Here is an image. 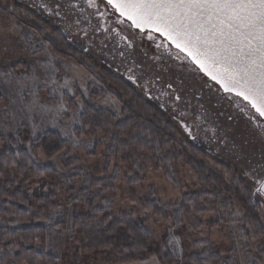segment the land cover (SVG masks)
I'll return each mask as SVG.
<instances>
[{"label":"trees","instance_id":"trees-1","mask_svg":"<svg viewBox=\"0 0 264 264\" xmlns=\"http://www.w3.org/2000/svg\"><path fill=\"white\" fill-rule=\"evenodd\" d=\"M6 9L19 24L33 28L44 38L54 55L61 59H79L83 56L79 48L69 45L68 37L61 28L52 26L32 10L19 5H15L13 10L9 6ZM99 73L107 88L102 87L98 93L92 91L87 101L79 96L84 107L78 120L85 127L81 129L77 124L74 132L76 136L93 139L100 130H104L103 160L106 164L114 160L116 164L111 174L97 178L80 163L78 155L68 152V140L60 138L57 129H46L31 141L32 156H43L47 161L51 160L54 152L63 149L66 154L60 164L64 175L70 182L79 179L77 187L69 188L72 193L68 198L83 202L87 211L79 214L74 207L64 233L63 227L58 226L60 222L57 216H53L60 206L55 203L56 197L63 192L61 175L56 168L40 160L38 163H28L30 140L21 129L18 147L11 153L5 148L0 156L2 161L4 156L20 153V166L15 171L8 169L5 172L0 162V241L7 238L19 244V248L7 256L8 264H19L21 260H26L27 264H78L83 260L82 257H85V264L89 261L90 264H128L151 257H156L161 264H175L170 252H160L166 244L165 238L159 247H153V233L144 222L137 221L129 213L115 216L100 213L114 203L112 192L119 175V164L127 167L124 183L129 186L140 182L148 167L162 171L175 186L179 184L178 167L181 164L194 173L198 188L185 192L180 201L162 203L153 193L145 201L139 200L142 209H150L157 217L169 221L171 227L180 230L187 227L190 234L202 229V222L196 215L215 213L220 219L229 204L233 212L237 203L243 212L255 214L253 206L258 207L257 202L248 203V195L240 191L244 182L233 175L229 165L210 157L205 149L184 135L158 105L139 94L122 75H116L102 66L99 67ZM109 93L123 107L119 121L115 111L93 105ZM76 94L75 97H78L79 94ZM65 101L68 106L72 105L69 95L65 96ZM6 111V105H0V116ZM108 131L114 132L111 138L107 135ZM9 139L16 143L11 135ZM51 144L56 147L50 148ZM121 156L123 159H120ZM8 163H11L10 159ZM36 180L45 183L48 188L42 191L36 186L33 189L27 187L28 183ZM205 194L214 199L209 200ZM96 198H100L101 207L94 204ZM190 202L196 204L194 212ZM222 217L227 224L230 223L227 217ZM55 226L59 230L53 233L52 228ZM69 227L73 230L71 233L67 231ZM201 244H206V247L201 249L198 247ZM192 246L196 251L183 255V264H234L232 258L223 257L212 246L209 236L192 240Z\"/></svg>","mask_w":264,"mask_h":264},{"label":"snow or ice","instance_id":"snow-or-ice-1","mask_svg":"<svg viewBox=\"0 0 264 264\" xmlns=\"http://www.w3.org/2000/svg\"><path fill=\"white\" fill-rule=\"evenodd\" d=\"M34 7L50 17L59 18L63 22L65 33L87 41L85 52L89 51L95 39L100 40L102 48H107L106 41L112 40V51L127 59L129 50L135 51L139 45L140 50L144 51L143 46L147 44L149 50H153L150 59L162 71L167 72L169 68L163 67L161 62L172 61L181 71H186L198 79L201 89H208L209 99H227L239 114L246 118V123L256 130L260 148L258 155L253 150L247 159L242 173L244 184L240 191L248 195L249 204L256 200L258 207L253 206L255 214H252L239 209L233 212L232 205L229 204L223 214L230 221L232 235L240 249V264H264V0H40ZM94 18L97 20L95 24ZM157 52L159 54H156ZM33 53L40 55L34 46ZM144 54L147 55V51H144ZM45 56L46 60L41 57L44 62L38 61L37 66L31 69L0 70V85L10 89L12 93L8 96L0 93V100H10L13 105H19L15 110H8L0 116V137H3L0 139V156L5 148L9 153L16 149L21 143V128L30 127L27 160L29 164L38 163L45 157L32 156L31 141L42 130L41 126L35 123L36 118H50L53 127L65 123L61 117L67 114L68 107L64 102L63 93L67 90L74 94V89L70 87L68 79L63 83L57 80L60 75L57 65L64 62L47 49ZM64 66L66 70L69 68L67 64ZM37 67L42 71L38 72ZM71 67L75 68L74 65ZM136 68L141 69V75L134 74ZM150 71L151 66L145 68L142 63L133 60V67L128 69L130 74L127 79L133 84H138L143 74ZM75 79L73 76V80ZM155 79L160 80V76L156 75ZM151 83L153 81L145 80L143 88L149 99H153L148 89ZM167 88L176 93L172 83H169ZM42 89L48 91L52 99L59 95L60 102L57 105L42 103ZM83 95L87 96V92ZM161 95L172 99L170 92H162ZM200 98L197 96V99ZM181 99L182 95L176 93L175 102H180ZM100 103L108 104L109 101L106 98ZM115 103V115L119 121L123 107L119 106L118 102ZM77 105L71 123L65 124L59 134L65 141L70 139L74 148L84 143L83 138L75 136L72 130V125L76 124H79L81 129L85 127L76 119L84 103L78 101ZM160 107L163 108L164 104ZM187 115L186 112L180 113V117ZM228 119L231 120L232 117L229 116ZM195 121L200 122L201 116L197 115ZM180 127L195 139L190 125L183 119L180 120ZM10 135L16 143H12ZM107 135L111 138L114 132L108 131ZM104 139V130H100L98 135L93 137L94 142H103ZM55 147V144L50 145V148ZM89 147H94V144L90 143ZM64 155L65 151L61 149L54 152L50 159L59 162ZM9 159L11 163H8ZM120 159H123V156ZM0 162L5 172L8 169L15 171L20 166V153L4 156ZM205 195L207 197V194ZM190 203L194 212L196 204ZM150 214V209L140 213L144 216ZM67 231L71 233L73 230L69 227ZM168 244L172 246L178 259L182 260L184 251L179 241L172 237ZM198 247L204 249L206 244ZM18 248L19 244L15 240L9 241L6 238L0 241V264H8L7 256ZM233 251L235 252V249ZM19 264H27V261L21 260ZM145 264H159V261L152 257L151 261Z\"/></svg>","mask_w":264,"mask_h":264},{"label":"rangeland","instance_id":"rangeland-1","mask_svg":"<svg viewBox=\"0 0 264 264\" xmlns=\"http://www.w3.org/2000/svg\"><path fill=\"white\" fill-rule=\"evenodd\" d=\"M4 5L9 6L12 10L15 5H19L23 9L28 8L32 10L36 15H40L46 21L50 22L52 26L59 29L61 27L58 24L59 18L50 17L46 13H42V11H37L36 9L38 8L34 7L33 4L27 3L26 0H0V70L7 71L9 69H31L33 67H36L38 61L44 62L41 57H44L46 60L45 49H47V51L53 56H56L48 48V44L44 38L37 34L33 28L28 27L27 25L25 26L19 24L17 22L16 17L12 16L10 11L7 10V7H4ZM68 43L70 46H74V42L70 41L69 39ZM81 44H83V42ZM33 46L35 47L36 51L40 54L39 56L33 53ZM77 48L82 51L83 56H80L79 59L60 58L64 63L57 65V67L60 68V75L59 77H57L58 82L63 83L65 79H68L70 81V87L74 89V94L68 92L67 90H65L63 93L64 102L68 107L67 114L61 117V119L65 123H60L58 124V126L53 127V122L50 118L37 117L35 123L41 126L42 130L40 134L46 129H57L60 132L61 129L65 127V124L71 123L73 113L76 111V108L78 106L77 102L83 101L81 98H84V101H87L89 100V96L92 91H96V93H98L101 92L102 87H104L105 89L107 88L106 85L103 84V77L99 73L100 66L116 74V72H114L112 69L103 65L100 60L94 59L92 58V56L86 57V54H84L82 50L83 48ZM65 64L69 66L67 70L65 69ZM73 65L75 66L74 69L71 67ZM37 71L40 72L42 70L37 67ZM73 76L76 77L75 80H73ZM131 85L134 86L133 83ZM135 90L138 91V93L141 94L143 97H146L145 93H143L136 87ZM85 91L87 92V96L83 95ZM0 93H3L6 96L12 95L11 90L3 85H0ZM76 93L79 94L78 97H75L77 96ZM67 95H69L72 99L71 106H68L67 102L65 101V96ZM79 96L82 97L79 98ZM12 98H15L14 95L12 96ZM106 98L109 101L108 104L100 103ZM147 99L154 105L158 104V102H153L149 98ZM41 102L50 105H57L60 102V96L57 95L55 99H52L49 97L48 91L42 89ZM115 102L116 101L114 96L109 93L104 97H100V99H98L97 102L93 103V105L97 108L105 107L115 111ZM0 105H6L7 111L15 110L19 106L18 104L13 105L10 100H0ZM82 109L80 110V112L82 111ZM166 116L173 123L177 124L171 118V116L167 114ZM78 118L79 117L77 116L76 119ZM25 123H27V121ZM177 125L181 129L179 124ZM76 126L77 124L72 125L73 132ZM229 126L231 127L232 125L225 122L222 124L221 128L219 126V128H217V131L215 130L213 136L216 139V144L212 145V143L214 142L209 141L211 140V137H209L208 134H205L207 135V139H203L202 141L200 140L201 145L199 146L205 149L208 155L213 159L220 160L225 164L229 165V167L232 168L233 175L237 179H241L244 182L242 173L245 170L247 159L252 155L253 150L257 151L256 147H258V144L255 143V141H252L250 138L248 140L245 135L241 136L239 134L238 136H236V134L232 131L230 132L231 134L226 133L225 130L228 131ZM21 129L22 133L28 135L29 137L31 136L30 127H22ZM197 133L203 134L206 133V131L200 132V130L198 129ZM77 137L82 136L77 135ZM82 138L84 140V143L75 148L73 147L71 140L69 139L68 152L73 155H78L80 157V163L86 166L89 172L95 177L100 178L101 176L111 174V171L113 170L116 161L112 160L109 162V164H106L104 162V143L94 142L93 139H87L85 137ZM245 141H247V143H245ZM219 142L221 144L220 146H217L219 145ZM90 143H93L94 147H89ZM257 153H259V151ZM40 157L41 156H39V158ZM40 161L56 168V170L61 175L63 192L56 197L55 203L60 204V206L56 208L57 211L53 216H57V220L60 222L58 226H62L65 233V227L69 225L68 217L70 213L73 212L74 207L77 209V213L79 214L86 213L85 211H87L83 202H75L68 198V195L72 193V190H70L69 188L71 186L77 187L79 179L74 182H70L67 179L66 175H64L62 164H60L61 160L59 162H54L53 160L47 161L45 159H42ZM239 168L242 169V172L238 171ZM178 170L179 184L177 186L173 185L172 182H169L165 178L164 173L162 171H155L152 167L147 168L143 179L140 182L136 183L135 186H129L124 183V175L128 173L127 167L126 165L119 164V175L114 182L115 187L112 192L114 196V203L110 207L103 209V211H101L100 213L109 216H115L122 213H129L132 214V216L137 221L140 220L144 222L145 226L153 233L155 240L153 247H159L162 239L165 238L166 244L164 247L161 248L160 252H170L174 258L175 264H183V262L182 260L178 259L176 253L173 251L172 246L168 244V241L172 239V237H175L183 248L185 255L187 253L196 251L195 248L192 246V240L203 236H209V238L211 239L212 246L215 249L219 250V252L222 253L223 257L232 258V260H234V264H240V249L237 246L235 237L232 235L230 223H226L225 218L222 217L224 215L222 214L220 215V219L217 218V215H196L202 222V229L197 231L195 234H190L187 227H184L182 230L171 227L169 221L157 217L152 211L150 215H140V213L143 212L144 209H142V207L140 206L139 200L145 201L148 197L152 196L151 193L154 194L153 196L159 202L172 203L180 201L185 192H191L198 188V183L196 181L194 173H192L186 167L184 168L183 164L178 167ZM34 186L41 188L42 191H45L48 188L45 183L43 184L39 180L32 181L27 184V187L30 189H33ZM99 199L100 198H96L94 200V204H96L97 207H101V205L99 204ZM252 202L257 201L253 200ZM237 209L242 211V208H240L239 205L236 203L234 212ZM58 228L59 227L56 226L53 227V233L56 232V230H59ZM234 249L235 252L233 251ZM82 258L83 260L79 261L78 264L86 263L85 257ZM151 259L152 257L148 260L128 264H145V262L151 261ZM89 262L87 263L90 264Z\"/></svg>","mask_w":264,"mask_h":264},{"label":"flooded vegetation","instance_id":"flooded-vegetation-1","mask_svg":"<svg viewBox=\"0 0 264 264\" xmlns=\"http://www.w3.org/2000/svg\"><path fill=\"white\" fill-rule=\"evenodd\" d=\"M26 1L27 3L33 5H38L40 3V0ZM36 10L42 11L38 9ZM42 13L44 12L42 11ZM93 23H97L95 18L93 19ZM58 24L61 26L60 28L63 31V22L59 20ZM109 26L111 27L115 25ZM63 33L65 36L67 35V37H69L68 39L70 41L74 42V46L83 48L82 50L87 57L92 56V58L100 60L103 65L112 69L117 75H122L126 80H128L127 76L130 74L128 69L133 67V60L142 63L145 68L151 66L152 71L144 73L142 78L138 81V84H134V86L144 93V81H153V83L148 85L149 95L153 97V99L150 100L158 102L157 105L159 107L163 103L164 107H160L162 111L171 116V118L179 124V126L181 119L190 125L192 135L195 139L185 133L182 128L181 129L191 141L193 140L198 145H201L200 140L202 141L203 139H207V135L205 134H208V136L211 137V140L209 141L214 142L212 145L216 144V139L213 136L215 131H213V129L217 131V128H219V126L221 128L222 124L226 122L232 125L231 127L229 126L228 131L225 130L226 133L231 134L230 132L232 131L236 134V136L239 134L241 136L245 135L248 140L250 138L258 144V147H256V152H258L260 143L256 136V130L252 129V127L246 123V118L239 114L233 104H230L227 99H209L208 89H201L198 79L194 78L186 71H181L172 61H168L167 63L161 62L163 67L169 68V71L167 72L162 71L161 68L157 67L156 63L150 59L153 55V50H149L147 44L143 46L144 51H147V55L144 54V51L140 50V46L138 45L135 51L129 50L130 54L128 55V58L125 59L112 51L114 47V41L112 40L106 41L108 45L107 48H102L100 40L95 39L92 46L89 48V51L85 52L84 48L88 47L87 41L81 40L79 36L72 37L64 31ZM90 39H92L91 35ZM82 42L83 44H81ZM156 54L159 53L157 52ZM134 74L141 75V69H134ZM156 75L160 76V80L155 79ZM129 82L132 84L131 81ZM169 83L173 84V87L176 89V93H180L182 95L180 102H175L174 97L176 93H172L171 90L167 88ZM162 92H170L172 99L168 96H162ZM197 96H200L201 98L197 99ZM146 97L148 98V96ZM201 105L203 107H201ZM181 112H186L188 115L180 117ZM197 115L201 116L200 122L195 121V117ZM229 116L232 117L231 120L228 119ZM174 117L176 118L174 119ZM198 129L200 132L206 131V133L199 134L197 133ZM218 144L219 145L217 146H220L221 143L219 142ZM258 154L259 153H257V155ZM238 171L242 172V169L239 168Z\"/></svg>","mask_w":264,"mask_h":264}]
</instances>
